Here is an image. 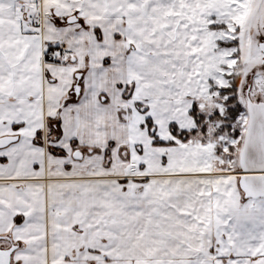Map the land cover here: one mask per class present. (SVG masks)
Listing matches in <instances>:
<instances>
[{"label": "snow or ice", "instance_id": "1", "mask_svg": "<svg viewBox=\"0 0 264 264\" xmlns=\"http://www.w3.org/2000/svg\"><path fill=\"white\" fill-rule=\"evenodd\" d=\"M0 264H264V0H0Z\"/></svg>", "mask_w": 264, "mask_h": 264}]
</instances>
